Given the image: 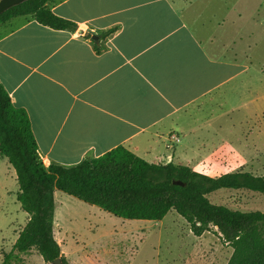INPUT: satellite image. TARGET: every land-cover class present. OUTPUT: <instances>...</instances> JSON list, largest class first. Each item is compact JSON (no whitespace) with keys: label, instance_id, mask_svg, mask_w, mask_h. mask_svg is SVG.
<instances>
[{"label":"crops","instance_id":"0c3cea01","mask_svg":"<svg viewBox=\"0 0 264 264\" xmlns=\"http://www.w3.org/2000/svg\"><path fill=\"white\" fill-rule=\"evenodd\" d=\"M50 7L80 30L32 18L0 26V83L27 112L46 166H73L118 146L149 163H204L207 124L193 121L201 103L254 89L253 50L198 28L202 16L190 15V24L172 0H53ZM87 30L101 36V52ZM257 98L264 109V96ZM60 198L57 191L55 223Z\"/></svg>","mask_w":264,"mask_h":264},{"label":"rangeland","instance_id":"374dc122","mask_svg":"<svg viewBox=\"0 0 264 264\" xmlns=\"http://www.w3.org/2000/svg\"><path fill=\"white\" fill-rule=\"evenodd\" d=\"M172 1L190 24L191 16L198 20L202 16L198 28L202 26L224 44L236 42L235 48H250L254 53L252 73L256 78L250 94L225 101L217 96L203 101L199 113L198 108L191 110L198 113L193 116L197 127L207 124L202 134L208 147L204 163L190 161L192 169L212 177L239 171L264 176V135L258 131L264 109L255 101L264 96V0ZM24 21L27 18L13 20L16 25ZM159 141L150 143L153 147L161 145ZM18 192L15 170L0 157V264L8 254V264H47L36 250L19 253L13 249L28 221L17 201ZM62 194L65 199H59L62 207L55 235L71 264H228L233 254V249L213 232L195 236L175 211L160 222L130 221ZM209 199L234 210L264 212V194L257 192L223 189L210 194Z\"/></svg>","mask_w":264,"mask_h":264},{"label":"trees","instance_id":"16d2710c","mask_svg":"<svg viewBox=\"0 0 264 264\" xmlns=\"http://www.w3.org/2000/svg\"><path fill=\"white\" fill-rule=\"evenodd\" d=\"M52 1L28 0L15 6L0 16V26L22 17L54 30L79 31L77 23L52 11ZM113 32L102 33V38ZM95 46L101 52L100 42ZM0 157L16 172L17 201L28 215L14 251L36 250L47 264L57 259L71 264L55 235L56 192L61 191L130 221L160 222L175 211L195 236L213 232L229 245L233 254L228 264H264V212L234 210L209 199L223 189L264 194V176L239 171L212 177L182 163H149L125 146L73 166H46L27 112L14 106L1 83ZM10 258L11 254L6 255L4 264Z\"/></svg>","mask_w":264,"mask_h":264},{"label":"water","instance_id":"95a60500","mask_svg":"<svg viewBox=\"0 0 264 264\" xmlns=\"http://www.w3.org/2000/svg\"><path fill=\"white\" fill-rule=\"evenodd\" d=\"M26 1L28 0H0V16L9 9L18 6ZM86 33L87 35H91V38L94 42H99L101 40V36L92 30H87ZM177 183L181 184L180 182ZM52 264H62V261L61 259H57L53 261Z\"/></svg>","mask_w":264,"mask_h":264}]
</instances>
